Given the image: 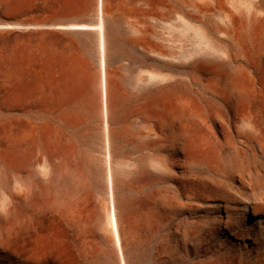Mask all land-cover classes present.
Returning a JSON list of instances; mask_svg holds the SVG:
<instances>
[{
	"label": "bare ground",
	"instance_id": "6f19581e",
	"mask_svg": "<svg viewBox=\"0 0 264 264\" xmlns=\"http://www.w3.org/2000/svg\"><path fill=\"white\" fill-rule=\"evenodd\" d=\"M61 7L52 25L65 43L33 44L20 58L0 53V169L21 184L0 221L29 197L69 214L87 184L103 198L119 252L110 264H138L121 228L192 211L202 198L236 241L264 203V179L260 193L238 196L264 178V0ZM130 146L140 150L132 159ZM156 184L175 194L118 197Z\"/></svg>",
	"mask_w": 264,
	"mask_h": 264
},
{
	"label": "rangeland",
	"instance_id": "374dc122",
	"mask_svg": "<svg viewBox=\"0 0 264 264\" xmlns=\"http://www.w3.org/2000/svg\"><path fill=\"white\" fill-rule=\"evenodd\" d=\"M61 10V0H0V53L20 58L28 55L33 44L50 48L65 43L67 38L52 25ZM138 153L139 149L129 147L131 159ZM260 156L258 159L263 161ZM263 179L253 188L240 190L238 196L260 193ZM20 185L14 172L2 166L0 213L4 207L9 209ZM157 191L175 194L171 187L156 184L140 195L121 190L118 197L136 203L141 196ZM43 201L34 197L19 199L13 210L4 212L8 221H0V264L120 263L103 198L89 185L78 190L69 214L55 212ZM193 205L192 211L178 208L143 218L136 229L127 225L121 228L131 262L264 264V203L256 207V217L245 219V232L236 241L217 229V206L203 198L193 201Z\"/></svg>",
	"mask_w": 264,
	"mask_h": 264
}]
</instances>
